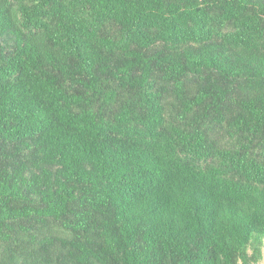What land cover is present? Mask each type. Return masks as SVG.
<instances>
[{"label":"trees","instance_id":"16d2710c","mask_svg":"<svg viewBox=\"0 0 264 264\" xmlns=\"http://www.w3.org/2000/svg\"><path fill=\"white\" fill-rule=\"evenodd\" d=\"M264 0H0V264H258Z\"/></svg>","mask_w":264,"mask_h":264},{"label":"rangeland","instance_id":"374dc122","mask_svg":"<svg viewBox=\"0 0 264 264\" xmlns=\"http://www.w3.org/2000/svg\"><path fill=\"white\" fill-rule=\"evenodd\" d=\"M258 264H264V257H263V260L260 263H258Z\"/></svg>","mask_w":264,"mask_h":264}]
</instances>
